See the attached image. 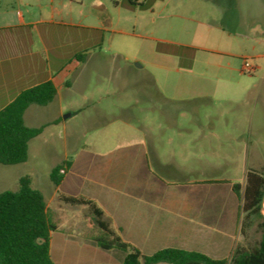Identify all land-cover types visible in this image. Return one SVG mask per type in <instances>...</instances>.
<instances>
[{
    "label": "crops",
    "instance_id": "0c3cea01",
    "mask_svg": "<svg viewBox=\"0 0 264 264\" xmlns=\"http://www.w3.org/2000/svg\"><path fill=\"white\" fill-rule=\"evenodd\" d=\"M157 1L0 0V110L24 89L51 80L57 94L50 103L57 101L59 113L45 126L59 123L68 106V116L93 108L98 110L95 117L102 127H114L84 143L72 158L62 160L69 164L59 184L48 199L45 197L47 215L57 226L53 232L63 230L65 221L79 222L87 212L93 214L87 205L63 199L82 195L102 209L108 228L144 254L177 247L228 259L238 246L255 247L261 233L258 219L243 220L246 212L241 211L233 189L236 181L213 175H229L238 169L244 176V182H239L243 191L247 171L264 173V51L250 55L248 79L238 89L224 92L243 101L240 104L247 117L184 122L179 118L149 119L134 127L133 72L126 68L103 75L87 71L86 66L98 60L90 47L104 45L107 32L110 45L117 36L126 42L133 34L130 17L135 12L154 11ZM151 20L155 22L154 17ZM152 49L157 56L165 54L157 45ZM121 56L129 57L117 51L113 58ZM259 71L262 76L256 75ZM90 78H104L108 86L88 89ZM149 78L152 83L157 80L154 75ZM76 88L77 106L73 107L65 95L70 96ZM155 90L166 98L165 90ZM181 93L177 88L175 94ZM199 172L207 176L193 178ZM261 214L264 217V199ZM89 221L90 227L106 233L95 219ZM74 226L64 229L66 237L74 238ZM72 246L77 250L72 258L76 264H90L89 259L100 257L101 250L112 251L116 261L112 263L122 262L126 254L123 249H104L96 242H72Z\"/></svg>",
    "mask_w": 264,
    "mask_h": 264
},
{
    "label": "rangeland",
    "instance_id": "374dc122",
    "mask_svg": "<svg viewBox=\"0 0 264 264\" xmlns=\"http://www.w3.org/2000/svg\"><path fill=\"white\" fill-rule=\"evenodd\" d=\"M152 17L155 22H152ZM130 18L133 34L129 39L122 42V38L117 36L110 45V33L107 32L104 45L90 47L98 60L88 63L86 70L103 75L126 68L133 72L135 93L131 112L134 127H140L149 119L179 118L184 122L206 121L221 116L247 117L243 101L238 100L237 95L224 92L238 89L242 81L248 79L249 71H242L244 63L252 61L250 55L254 52L264 51V0H158L154 11L135 12ZM153 38L162 40L158 42ZM156 45L165 53L163 56L153 53L152 47ZM117 51L128 55V59L122 56L114 59ZM82 53L85 55V51ZM230 67L238 71H231ZM149 75L157 78L155 83L150 81ZM256 75L262 76L263 71ZM105 86L108 83L104 78H90L86 88ZM156 87L165 90L166 98L156 93ZM177 88L182 89L181 94H175ZM78 89L70 94L71 97L65 95L73 107L77 106ZM181 97L189 99L181 101ZM49 103L29 106L26 124L43 126V131L29 141L25 162L0 164V192L17 190L20 179L28 177L30 185L40 189L48 199L55 188L50 176L55 164L72 158L80 152L84 143L114 128L102 127L95 117L98 110L90 108L81 114L74 111L68 116L71 114L68 106L59 123L45 126V122L59 113L57 101ZM192 176L204 178L207 175L199 172ZM213 176H230L236 182H244L243 173L238 169H233L229 175L219 173ZM90 217L95 219L87 212V216L79 222L70 220L61 223L64 229L75 225L74 238L66 237L64 229L51 233L50 250L55 264H76L72 258L77 250L72 242L94 244L97 237L106 236L98 227H90ZM77 225L80 226L79 231ZM101 251L100 257L95 255L88 262H116L111 250Z\"/></svg>",
    "mask_w": 264,
    "mask_h": 264
},
{
    "label": "trees",
    "instance_id": "16d2710c",
    "mask_svg": "<svg viewBox=\"0 0 264 264\" xmlns=\"http://www.w3.org/2000/svg\"><path fill=\"white\" fill-rule=\"evenodd\" d=\"M56 94L54 82L44 81L24 89L0 110V164H17L27 160L29 141L43 131V126H28L24 113L32 104H48ZM68 164V161H63L52 169L50 176L55 184H59L63 177L61 170ZM233 189L241 201V211L246 212L243 220L250 217L258 219L261 237L252 249L236 247L228 259H217L201 251L177 247L144 254L105 225L103 211L93 199L82 195H66L63 199L87 205L97 224L104 226L106 236L95 239L98 245L104 249L116 247L126 251L120 263L96 264H264V217L261 214L264 173L253 169L247 171L243 191L239 182L233 183ZM56 228L47 215L44 193L31 186L28 177L20 179L17 190L0 192V264H55L51 256L50 237Z\"/></svg>",
    "mask_w": 264,
    "mask_h": 264
},
{
    "label": "built area",
    "instance_id": "2783aa9c",
    "mask_svg": "<svg viewBox=\"0 0 264 264\" xmlns=\"http://www.w3.org/2000/svg\"><path fill=\"white\" fill-rule=\"evenodd\" d=\"M243 70L244 71H250L251 70V64L248 63V62H245L244 65H243ZM61 172L63 173L64 169H62Z\"/></svg>",
    "mask_w": 264,
    "mask_h": 264
}]
</instances>
